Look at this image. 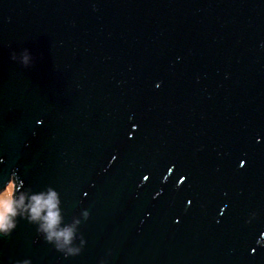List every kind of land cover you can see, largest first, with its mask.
<instances>
[{
  "label": "water",
  "instance_id": "water-1",
  "mask_svg": "<svg viewBox=\"0 0 264 264\" xmlns=\"http://www.w3.org/2000/svg\"><path fill=\"white\" fill-rule=\"evenodd\" d=\"M12 174L0 264H264V0H0Z\"/></svg>",
  "mask_w": 264,
  "mask_h": 264
},
{
  "label": "clouds",
  "instance_id": "clouds-1",
  "mask_svg": "<svg viewBox=\"0 0 264 264\" xmlns=\"http://www.w3.org/2000/svg\"><path fill=\"white\" fill-rule=\"evenodd\" d=\"M13 59H16V54L13 53ZM21 62L27 66L29 64L28 50L25 49L21 58ZM17 176L11 175L3 191H0V233L5 236L9 235L16 227L17 221L14 219L18 215V207L23 204L24 197L20 196L17 201L14 199V190H16ZM57 193L49 190L48 194L41 193L31 197V204L27 206L29 212L28 220L30 222L41 221L38 231L44 234L46 241L53 243L58 250H61L65 255H69L73 250L64 251V246L71 243L73 231L71 228H60V215L57 209ZM46 213V214H44ZM22 216V213H20ZM79 249L76 253H79ZM17 264H31L30 260L24 259L17 261Z\"/></svg>",
  "mask_w": 264,
  "mask_h": 264
}]
</instances>
